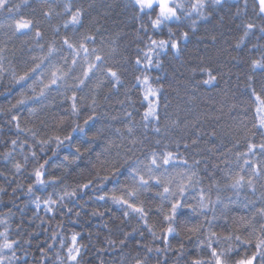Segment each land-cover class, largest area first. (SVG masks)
Here are the masks:
<instances>
[{
  "label": "trees",
  "instance_id": "1",
  "mask_svg": "<svg viewBox=\"0 0 264 264\" xmlns=\"http://www.w3.org/2000/svg\"><path fill=\"white\" fill-rule=\"evenodd\" d=\"M65 2L66 0H56L52 5L55 12L51 18H45L43 15L48 10L44 0H27V3L23 0H11L13 4H20L19 12L0 11V48L4 49L3 64L7 69L0 78V173H2L0 186L5 189V192L0 193V219L8 220L10 238L21 241V245L16 249L19 260L15 264H25V261L27 264H40L38 249L53 243V231L58 233L54 249L62 256L65 250L59 248V241L63 240L67 245L72 232L81 233L79 242L86 247L82 250L80 264H134L137 253L141 256L147 255L148 264H189L191 259L202 254L197 246L196 237L186 239L188 234L185 230L186 223L195 224L200 221L198 214H193L190 209H184L178 228L179 235L175 238L169 237L172 251L163 254H157L155 251L148 253L143 245L152 248L164 245L160 240H154L146 230L143 231V236L139 231L134 233L126 240L125 246L121 247L119 241L124 239L123 233L131 232L133 228L139 229L140 224L133 216L125 219L123 209L111 201L96 200V195L103 194L102 192L81 194V199L68 204V207L72 208L71 214L61 215L58 211L53 217L43 210V206L36 209L32 203L33 196L27 194V184L32 182L30 177L34 161L27 146L21 151L19 141L27 139L41 155V162L51 157L46 166L49 178L60 177L64 184L75 186L77 182H85L90 173L94 174L93 165L98 166L97 153H103L109 140L117 143L121 141L117 129L127 137L125 113L131 112L133 123L136 125L135 136L143 141L144 151L154 147L159 150L165 144L170 150H175L176 142H179L181 145L179 152L188 158L189 163L194 159L200 160L198 169L205 188L207 189L211 183L209 173L213 172L223 186L224 170L230 169L235 172L243 164V160L239 159L237 154L246 152L249 143L257 145L264 143V131L254 127L258 124V115L255 112L257 104L252 93L254 88L256 93L264 98V71L260 69L253 71L250 64L262 50L254 49L252 46H264V37L257 30L249 35L241 47H236L242 29L238 27L241 21L234 17V13L237 5L243 11V0H228V4L223 8L215 11L209 9L212 11L211 17L208 20H200L195 26V31L189 27L188 21L168 25L175 33V39L179 41V52L169 47L159 54L160 66H152L146 71L152 78V83L155 86H162V90L159 124L148 121L145 126L142 117L146 106L142 103V89L134 86L135 78L143 74L147 37L150 35L154 39H169L168 27L160 32H153L145 19L144 24L148 31L147 33L139 31L141 21L135 18V10L130 0H71L74 7H82L84 26L82 28L77 26L75 29L69 26L65 29L62 25L67 16L55 14L63 13ZM49 3H52V0H49ZM253 5L254 0H249V12L245 18L261 23L252 12ZM19 16L32 18L43 33L42 39L37 41L34 36L15 34L10 25L14 18ZM56 28H59V33L55 31ZM184 31L188 32L187 41L180 39V33ZM85 33L96 38L95 44H89L90 48L97 47L104 53L116 49L108 63L118 67L122 86L113 89L105 80L104 86L95 88L96 80L104 79V74L98 73L92 83L77 93L80 105L78 115L71 114L70 102L63 94L64 89L60 91L53 89L39 100H28L24 105H16L22 94L34 96L39 92V86H36V93L30 90L31 81L15 83L12 79L13 71L16 75H22L26 64L32 63L31 57L41 55L37 45L43 44L46 48L55 40L59 46L63 36L67 35L71 40H76ZM64 54H67L66 49ZM137 57L141 59L140 66L135 64ZM152 58L155 64L156 54H152ZM201 67L212 69L217 77L213 85L202 83L207 77L199 70ZM193 69H196L195 74ZM249 77L252 78L251 81ZM93 99L97 102L95 106L97 115L94 121L85 126L86 130L91 128L88 137L79 132L73 133L72 146L65 142L59 150L55 148L53 141L46 147L45 153L40 154V145L36 144L27 132H19L15 122H11L12 115H19L20 128L36 131L38 139H46L52 135L63 137L67 134L63 129L70 131L73 121L83 126V121L92 115ZM13 105L16 107L13 108ZM33 109L35 111H32ZM62 117L64 124L61 127ZM176 120L180 121L179 126L173 125L172 122ZM157 126L161 129L159 133L154 131ZM93 134H96L95 140H92ZM14 139L18 141L15 151L10 143ZM157 140L161 142L159 146L156 145ZM193 140L197 143L193 144ZM124 143L127 144V139ZM185 144L188 145L187 148L184 147ZM77 145L80 147V159L76 163L65 161L64 156L69 155L71 159L70 154H75ZM53 151L57 153L55 156H52ZM256 151L257 156L254 159L264 167V155L260 154L259 149ZM9 152L12 155L6 158L5 154ZM25 155H29V163L22 173L17 174L13 164L16 161L23 163ZM114 155L115 150H112L110 154L106 153L101 158L107 156L112 159ZM13 176L15 180L12 179ZM17 184L25 187L13 193L12 190L17 188ZM116 186L118 185L114 181H109L106 190ZM62 187L58 186V190H62ZM51 192L52 188L49 187L43 192L36 191L35 195L45 197ZM262 194L264 187L260 182L256 183L255 193L247 187L238 195L231 189H223L220 195L228 203V208L216 207L218 219L214 230L223 234L237 228L241 217L249 218L258 208L264 206L261 201ZM152 196L154 192L146 194L143 198L155 212L160 201L150 199ZM229 197L231 203L228 202ZM189 203L195 202L190 200ZM245 204L248 206L245 207ZM77 212L79 216L75 215ZM93 212L102 215H92ZM159 219L160 217L152 216L149 221L156 224L155 230L158 234ZM42 220L45 223L42 224ZM58 224L61 227L57 228ZM3 230L4 225L0 224V231ZM238 232L244 235L243 228H239ZM28 239H31L30 245L24 243ZM108 240L117 241L115 248L108 244ZM181 242L184 243L182 256L176 251ZM244 251L251 253L253 249L242 247L241 255ZM54 261L56 257L50 250L45 264H53Z\"/></svg>",
  "mask_w": 264,
  "mask_h": 264
},
{
  "label": "snow or ice",
  "instance_id": "2",
  "mask_svg": "<svg viewBox=\"0 0 264 264\" xmlns=\"http://www.w3.org/2000/svg\"><path fill=\"white\" fill-rule=\"evenodd\" d=\"M27 3V0H23ZM56 0H44L48 5V10L43 13L45 18H51L55 12L54 7ZM131 5L135 10V18L141 21L139 31L147 33L148 28L144 24L147 20L153 32H160L172 23L188 21L189 27L195 31V26L200 20H208L213 11L223 8L228 4V0H130ZM20 4H13L11 0H0V11L9 13L19 12ZM249 12V0H243V11L237 5L234 17L240 19L239 28L242 29V34L239 36L236 47H241L247 40L250 34H254L257 30L264 37V0H254L252 12L258 17L261 23H256L253 19L245 18ZM57 16L65 15L67 19L63 22L65 29L71 26L75 29L77 26L83 27L84 11L82 7L75 6L71 0H66L63 5V13L56 12ZM15 34L21 36H34L39 41L43 37L36 22L32 18L19 16L14 18L12 25ZM55 31L59 33V28ZM169 39H154L152 36L147 37L145 45L147 51L144 52L143 74L135 78L136 84L142 89V103L146 106V111L143 113L142 119L147 126L148 121H154L159 124V108H160V92L162 86H155L152 83V78L146 74L147 69L152 66L159 67V54L166 51L169 47L179 52V41L175 39V33L168 27ZM95 36L82 34L79 39L71 40L67 35L60 40L59 46L55 40L51 41L47 47L38 44L41 55L32 56L31 64H26L22 75H16L12 72V79L15 83L31 81L30 90L36 93V86H39L38 94L27 96L22 94L21 98L16 101V105H24L28 100H39L46 96L48 91L55 89L60 91L64 89L65 99L70 102L72 115H78L80 105L78 103L77 93L82 91L87 84L92 83L96 79L98 73L104 74V79H97L95 88L99 89L104 86L105 80L113 88L118 89L122 86L121 73L116 66H111L108 63L110 57L116 53V49H111L110 52L104 53L102 49L97 47H89V44H95ZM180 39L187 41L188 32L180 33ZM255 48H261L260 55L250 61L253 71L260 69L264 71V46L253 45ZM65 49L67 54H64ZM4 49L0 48V78L7 71L5 69ZM152 54H156L157 60L154 64ZM141 59L136 58L135 64L141 65ZM207 78L202 81L204 85H213L217 77L209 67H201L199 69ZM196 69H193L195 74ZM251 77L249 80L251 81ZM71 81V83H70ZM70 93V95L68 94ZM254 99L256 101L255 112L258 115V124L254 127H259L264 130V98L252 89ZM82 99V98H80ZM97 102L92 100V115H89L84 121L83 126L75 121L71 125V130L63 129L67 132L66 135H52L46 139H38L37 132L32 129L20 128L19 115H12L11 122H15V127L19 132H27L36 144L40 145L39 153H45L48 145L55 142V148L59 150L61 146L68 142L69 146L73 144V133H82L84 137H88L91 128L86 130L91 121L96 118L95 106ZM16 105L12 107L15 108ZM32 111H35L34 109ZM127 118L126 132L124 133L117 129L121 141L117 143L114 140H109L107 146L103 149V153H97L98 166L93 165L94 174L90 173L85 182H77L75 186L66 185L60 177L49 178L46 166L49 164L51 157L45 158L41 162V155L38 154L35 147L28 143V140L19 141L21 151L27 146L31 159L34 161L31 172V183L27 184V194L33 196L32 203L36 209L43 206L46 213L52 214L54 217L58 211L59 214H71L72 208L68 207L70 202L77 201L82 198L81 194L88 192H102L103 194L96 195L98 201H111L123 209L125 219L130 216L135 217L140 228H133L131 232H124L123 237L119 241L121 247L125 246L126 240L134 233L139 231L143 236V231L146 230L154 240H160L164 247H148L143 245L148 253L155 251L157 254H163L172 251V246L169 244V237L175 238L179 235L178 228L180 226V218L184 215V209H190L193 214L200 216V221L195 224L186 223L185 230L187 232L186 239L191 240L196 237V243L202 254L191 259L189 264H264V206L258 208L249 218L241 217L237 228L231 229L226 233H220L214 230V225L218 219L216 215V207L221 206L228 208L226 203L221 198L223 189H231L235 194H239L241 190L247 187L251 192H256V183L260 182L264 187V167L258 163L256 159L257 149L260 154L264 155V143L254 144L249 143L246 152L238 153L239 159L243 160V164L238 171L224 170L223 186L216 179L215 173H209L211 183L207 189L203 185V177L200 175L198 165L200 160H193L189 163L188 158L184 157L180 152L181 147L179 142H176L175 150H170L165 144L162 148H151L147 151L143 150V141L135 136L136 125L132 120V113H125ZM115 119V117H114ZM174 126H179L180 121L172 122ZM64 124V118L60 120V126ZM59 130V129H58ZM99 131V130H98ZM156 133L161 131L160 127L154 128ZM213 136L215 133L212 134ZM96 134H93L92 140H95ZM127 139V144L124 140ZM13 151L18 146L17 140L10 141ZM160 141H156V145H160ZM193 144L197 141L193 140ZM139 146V147H138ZM188 147L187 144L184 145ZM115 150L114 158L109 159L104 154H110ZM89 151V149H85ZM230 151V150H229ZM140 155H137V153ZM56 151L52 152L55 156ZM11 152L6 153L5 157H10ZM64 156V160L69 163H76L80 159V147H75V154ZM251 157V158H249ZM24 162L16 161L13 164L15 173H22L29 163V155L23 157ZM227 163V162H226ZM2 175V173H0ZM123 177V181H121ZM15 180V177H12ZM109 181H114L116 187L106 190V185ZM63 186L62 190H58V186ZM24 185L17 184V188H13V193L17 189H24ZM51 187L52 192L47 193L45 197L35 195L36 191H46ZM213 189H215V199H213ZM5 192V189L0 186V193ZM154 196L150 199L160 201L157 209H153L146 204L143 197L146 194L153 193ZM195 203H189V201ZM261 201L264 203V194L261 196ZM231 203V197L228 198ZM167 205V208H165ZM248 205L245 204V207ZM209 213L211 218H209ZM79 216V212L75 214ZM92 215H102V213L93 212ZM223 215V213H222ZM152 216L160 217V231L157 233L156 224L150 223ZM257 216L259 219L257 220ZM45 223V221H41ZM0 224L4 225V230L0 231V264H15L19 260L16 255V249L21 245L19 239H11L9 233L11 231L8 220L0 219ZM61 227L59 224L57 228ZM243 228L244 235L239 234L238 229ZM20 234L19 227L17 235ZM31 235V234H29ZM58 233L53 231L52 244H47L46 247L38 249L40 252V264H45L48 258V252L51 250L56 257L53 264H80L82 250L85 245L80 241L81 233L72 232L70 241L66 245L63 240L59 241V248L65 250L62 256L60 252L55 251L54 244ZM25 244H31V239L25 240ZM117 241L108 240V244L115 248ZM243 248L251 247V253L244 251ZM178 255L184 254V243L179 244L176 249ZM27 255V252H25ZM27 264V261H25ZM134 264H148V256H141L137 253L134 258Z\"/></svg>",
  "mask_w": 264,
  "mask_h": 264
},
{
  "label": "rangeland",
  "instance_id": "3",
  "mask_svg": "<svg viewBox=\"0 0 264 264\" xmlns=\"http://www.w3.org/2000/svg\"><path fill=\"white\" fill-rule=\"evenodd\" d=\"M264 131V130H263Z\"/></svg>",
  "mask_w": 264,
  "mask_h": 264
}]
</instances>
